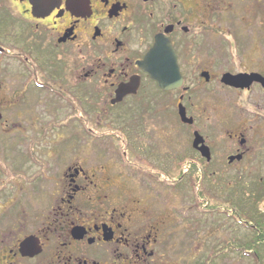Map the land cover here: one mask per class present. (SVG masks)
I'll list each match as a JSON object with an SVG mask.
<instances>
[{
	"label": "flooded vegetation",
	"instance_id": "1",
	"mask_svg": "<svg viewBox=\"0 0 264 264\" xmlns=\"http://www.w3.org/2000/svg\"><path fill=\"white\" fill-rule=\"evenodd\" d=\"M160 35L182 76L169 92L139 66ZM15 130L28 139L0 140V264H192L176 239L199 237L193 213L242 224L236 196L209 203L205 181L264 179V0H0V131ZM112 141L117 155L96 154ZM192 180L182 219L169 197ZM230 237L202 264L239 257Z\"/></svg>",
	"mask_w": 264,
	"mask_h": 264
},
{
	"label": "rangeland",
	"instance_id": "2",
	"mask_svg": "<svg viewBox=\"0 0 264 264\" xmlns=\"http://www.w3.org/2000/svg\"><path fill=\"white\" fill-rule=\"evenodd\" d=\"M9 84V83H7ZM10 85V84H9ZM199 98H195L193 101L195 104L199 106L201 109V105L203 106V102H205L204 96L199 94ZM19 107H16L18 109ZM19 110L21 114L28 113V106L22 105ZM15 111V110H13ZM10 109V112H13ZM9 112V111H8ZM202 111H199V125L204 129L205 133L211 136L214 142H219L220 139V132L215 130L214 123L215 122V114H203ZM26 116L22 118L21 121H24ZM10 122H14V117H12L11 113H9ZM14 120V121H13ZM22 123V122H21ZM120 124V123H118ZM161 126V125H160ZM12 127V125H11ZM104 124L100 127L103 128ZM167 128V127H166ZM161 129H164L161 126ZM12 130V129H11ZM9 130V131H11ZM167 130V129H166ZM9 131L5 133V131H0V140H14L19 143V141H25L28 139V133L15 130L10 134ZM104 133H110V130L103 131ZM62 134V133H61ZM60 134V135H61ZM67 131L63 134L66 136ZM163 135V133H162ZM87 139V138H86ZM81 138V146L88 147L85 145ZM88 140V139H87ZM163 140V136H162ZM21 141V142H22ZM162 143V141H161ZM172 143V142H171ZM100 144V143H99ZM220 144V143H218ZM49 145V144H47ZM96 145V144H95ZM172 146L176 150V153L185 152L188 148V142L186 136L181 132L178 128L177 132L175 133V138L173 140ZM114 149V150H113ZM18 150V155H25V147ZM117 152H116V151ZM161 158L162 156H166L167 153L163 149V143L161 144ZM44 155H52L50 152L49 147H45L42 149V153ZM104 153H110L113 155H117L118 153V143L117 141L114 142H107L103 145L100 144L96 147V154L102 156ZM116 153V154H115ZM70 154V153H69ZM15 155V154H13ZM225 155V154H224ZM66 156V155H65ZM82 156H86L82 153ZM93 156V155H91ZM54 161V160H52ZM223 159L216 162L222 165ZM214 164V163H213ZM213 166V165H212ZM198 181V180H197ZM196 180H192V188L188 189L189 187L184 186L182 190H174L172 193H175L174 196L169 197L173 203H175L176 209L175 212L179 214V216L184 219V207L186 205L189 206V199H191V189L193 190L192 193L195 194V187L194 182ZM204 190L211 199L209 203H216V204H226L229 203V200L225 198L226 195L236 196V202L240 205V216L247 222H251L256 227H264V179H250V178H233V177H223V176H213L212 178L205 181ZM35 197H33L34 199ZM234 199V197H233ZM194 217L196 218L192 220V223L195 224V228L200 229L199 237L193 238L190 241L185 240L183 234H179L176 239V251L178 253H187L192 258V264H202V262L207 257H212L214 253L219 252H232V244L227 243L230 241L233 235V232L239 234L240 236V246L245 245L249 247V243L253 242L255 238L254 232L250 231L246 228V224H241L237 226L233 224L231 221L227 219L226 216H220V214L215 212L214 216H200L197 217L195 213H193ZM249 223V224H251ZM183 224V222H182ZM239 246V247H240ZM241 248V247H240ZM258 250V249H257ZM239 257L232 258V255L228 259L218 258L214 260H210V264H264V248L263 250H258L254 253V251H240ZM246 253V254H244ZM252 254L253 256L248 257V255ZM258 256V257H255ZM212 262V263H211Z\"/></svg>",
	"mask_w": 264,
	"mask_h": 264
},
{
	"label": "water",
	"instance_id": "3",
	"mask_svg": "<svg viewBox=\"0 0 264 264\" xmlns=\"http://www.w3.org/2000/svg\"><path fill=\"white\" fill-rule=\"evenodd\" d=\"M155 46L147 53L145 58L139 62V66L149 74L153 80L157 82L162 90L170 91L178 89L182 85V76L178 65L177 54L170 42L169 38L164 35L157 36ZM180 115L182 121L187 124L194 123L193 119L187 117L184 107L180 106ZM202 137L196 134L193 145L196 147L200 144ZM205 153L208 159L211 158L210 153Z\"/></svg>",
	"mask_w": 264,
	"mask_h": 264
},
{
	"label": "trees",
	"instance_id": "4",
	"mask_svg": "<svg viewBox=\"0 0 264 264\" xmlns=\"http://www.w3.org/2000/svg\"><path fill=\"white\" fill-rule=\"evenodd\" d=\"M241 221H244V219L241 216ZM251 224H248L250 226ZM255 238L253 239V242L249 243V247L242 245L240 246L242 251H254V253L258 250H263L264 248V227H257L254 229ZM258 249V250H257ZM258 257V256H256Z\"/></svg>",
	"mask_w": 264,
	"mask_h": 264
}]
</instances>
